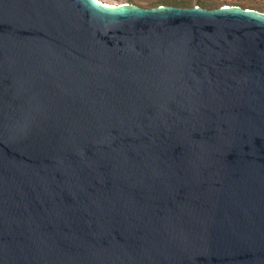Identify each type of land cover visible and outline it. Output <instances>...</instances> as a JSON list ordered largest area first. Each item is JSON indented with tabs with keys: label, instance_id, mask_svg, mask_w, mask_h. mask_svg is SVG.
Masks as SVG:
<instances>
[{
	"label": "water",
	"instance_id": "95a60500",
	"mask_svg": "<svg viewBox=\"0 0 264 264\" xmlns=\"http://www.w3.org/2000/svg\"><path fill=\"white\" fill-rule=\"evenodd\" d=\"M0 264H264V13L0 0Z\"/></svg>",
	"mask_w": 264,
	"mask_h": 264
},
{
	"label": "rangeland",
	"instance_id": "374dc122",
	"mask_svg": "<svg viewBox=\"0 0 264 264\" xmlns=\"http://www.w3.org/2000/svg\"><path fill=\"white\" fill-rule=\"evenodd\" d=\"M102 3L109 4L112 6L118 5H135L139 7L146 8L150 2L155 0H99ZM218 3H225L224 6H238L235 4H245L244 7H249L245 9H252L264 13V0H211ZM244 8L243 6H240Z\"/></svg>",
	"mask_w": 264,
	"mask_h": 264
},
{
	"label": "trees",
	"instance_id": "16d2710c",
	"mask_svg": "<svg viewBox=\"0 0 264 264\" xmlns=\"http://www.w3.org/2000/svg\"><path fill=\"white\" fill-rule=\"evenodd\" d=\"M159 5H166V6H175V7H182V8H193L195 6H201L206 9L214 10L219 9L220 7L226 5L225 3H218L211 0H155L150 2L146 8H156ZM238 6H246L245 4H235ZM249 8V7H244Z\"/></svg>",
	"mask_w": 264,
	"mask_h": 264
}]
</instances>
